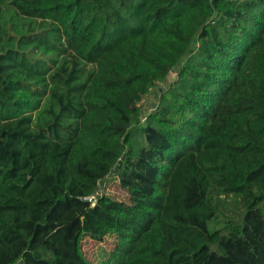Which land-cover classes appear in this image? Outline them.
<instances>
[{
	"label": "trees",
	"instance_id": "1",
	"mask_svg": "<svg viewBox=\"0 0 264 264\" xmlns=\"http://www.w3.org/2000/svg\"><path fill=\"white\" fill-rule=\"evenodd\" d=\"M0 264H264V0H0Z\"/></svg>",
	"mask_w": 264,
	"mask_h": 264
},
{
	"label": "rangeland",
	"instance_id": "2",
	"mask_svg": "<svg viewBox=\"0 0 264 264\" xmlns=\"http://www.w3.org/2000/svg\"><path fill=\"white\" fill-rule=\"evenodd\" d=\"M174 77L175 74L170 73L168 78L163 83L159 84V86L152 89L151 92L143 98L140 103L143 117H146L154 109L157 104L161 89L168 86L174 80ZM103 186L104 184L100 187V189H102ZM104 192L119 200H123L126 198L125 193L121 191L118 184L113 180L106 184ZM113 243L114 241L112 238H106L104 239V241L99 243L90 238H86L82 243V250L88 258H93L95 257V255H98V252H100L102 249L109 250L113 246Z\"/></svg>",
	"mask_w": 264,
	"mask_h": 264
},
{
	"label": "water",
	"instance_id": "3",
	"mask_svg": "<svg viewBox=\"0 0 264 264\" xmlns=\"http://www.w3.org/2000/svg\"><path fill=\"white\" fill-rule=\"evenodd\" d=\"M120 166H121V162L119 161V162L117 163L116 167L113 169V172L115 173V172L117 171V169L120 168ZM100 185L102 186V185H103V182H101Z\"/></svg>",
	"mask_w": 264,
	"mask_h": 264
}]
</instances>
